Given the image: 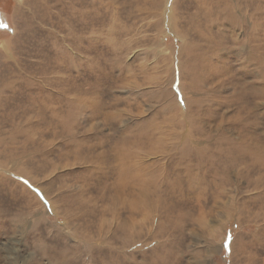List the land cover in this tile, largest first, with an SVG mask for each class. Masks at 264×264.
<instances>
[{
    "label": "rangeland",
    "instance_id": "obj_1",
    "mask_svg": "<svg viewBox=\"0 0 264 264\" xmlns=\"http://www.w3.org/2000/svg\"><path fill=\"white\" fill-rule=\"evenodd\" d=\"M0 20V264H264V0Z\"/></svg>",
    "mask_w": 264,
    "mask_h": 264
},
{
    "label": "snow or ice",
    "instance_id": "obj_2",
    "mask_svg": "<svg viewBox=\"0 0 264 264\" xmlns=\"http://www.w3.org/2000/svg\"><path fill=\"white\" fill-rule=\"evenodd\" d=\"M0 27L7 28L8 26L0 20ZM175 87V85H173ZM182 102V101H181ZM232 236L231 233L229 232L224 240L223 247L225 248L226 251L229 250L230 242H231Z\"/></svg>",
    "mask_w": 264,
    "mask_h": 264
},
{
    "label": "clouds",
    "instance_id": "obj_3",
    "mask_svg": "<svg viewBox=\"0 0 264 264\" xmlns=\"http://www.w3.org/2000/svg\"><path fill=\"white\" fill-rule=\"evenodd\" d=\"M27 255L31 256L33 260L35 259L34 253H31V252H30V253L27 254Z\"/></svg>",
    "mask_w": 264,
    "mask_h": 264
}]
</instances>
